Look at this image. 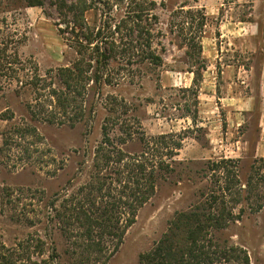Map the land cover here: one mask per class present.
Returning a JSON list of instances; mask_svg holds the SVG:
<instances>
[{"label": "rangeland", "instance_id": "374dc122", "mask_svg": "<svg viewBox=\"0 0 264 264\" xmlns=\"http://www.w3.org/2000/svg\"><path fill=\"white\" fill-rule=\"evenodd\" d=\"M42 1L41 7H29L27 0H0V244L17 250L23 257L19 261L40 264L49 260L55 248L61 264H73L71 240L55 219L51 203L59 195L54 209L58 208L62 199L91 182L95 149L102 143L108 116L107 99L112 96L128 104L129 111L121 118L135 123L133 129L139 126L148 139L171 135L167 141L172 149L181 143L173 158L174 172L159 182L154 198L139 210L107 262L140 264L141 256L168 231L177 213L190 211L218 189L222 172L214 162L238 161L239 178L245 183L256 153L264 156V126L258 144V109L244 114L237 130L230 123L219 126L216 140L223 145L213 156L206 125L197 114L202 79L190 90L181 85L182 71L194 67L200 76L207 65V39L213 40L223 62L246 68L264 62V0H144L158 18L154 48L162 66H134L129 68L133 76L118 86H104L99 96L90 94L85 100L87 118L74 126L70 118L61 116L51 91L63 90L57 70L69 66L75 52L60 34L65 24L55 0ZM93 4L86 14L91 27L109 19L114 25L125 15L119 0H94ZM246 27L247 36H240L239 29ZM228 30L233 33L222 37ZM257 87L253 81L248 89L256 94ZM95 102L97 111L92 115L89 108ZM186 115L191 116L189 125L181 120ZM127 124L115 123L110 138L124 152L139 153L144 145L137 136L120 145ZM233 213L236 218L228 223L224 237L244 248L251 264H264V208L251 210L242 201ZM39 241L43 247L35 250ZM27 246L28 253L23 250ZM114 247L115 242L109 243L110 251Z\"/></svg>", "mask_w": 264, "mask_h": 264}, {"label": "trees", "instance_id": "16d2710c", "mask_svg": "<svg viewBox=\"0 0 264 264\" xmlns=\"http://www.w3.org/2000/svg\"><path fill=\"white\" fill-rule=\"evenodd\" d=\"M27 2L29 7L43 5L42 0ZM93 2L74 0L68 4L66 0H55L65 24L63 28L59 25L60 34L75 52V59L57 70L63 90L52 89L51 97L61 116L70 118L73 126L86 120L85 100L90 94L99 96L104 86H118L121 80L132 77L129 68L148 64L157 69L163 64L154 48L158 23L154 8L150 9L144 0H119L125 15L118 23L111 25L109 19L100 27H91L86 14L94 9ZM199 77L196 72L195 82ZM106 106L108 116L102 143L95 149L91 182L80 187L77 194L62 199L58 208L54 209L61 200L59 195L51 203L55 219L71 240L73 264H107L136 222L139 210L154 198L159 182L174 172L173 158L181 150V143L173 149L169 146L171 135L148 139L139 126L133 129L135 123L121 118L129 111L124 100L111 96ZM89 110L96 114V102ZM115 123L127 124L120 145L137 136L144 145L141 152L126 153L111 140ZM237 163L224 158L213 163L222 172L218 189L190 211L177 213L168 231L141 256L140 264H251L248 252L227 240L224 231L235 220L233 210L242 201L251 210L264 208V157L255 158L245 183L240 181ZM114 242L115 250L110 251L109 243ZM28 246L23 249L27 253ZM42 247L39 241L35 250ZM22 258L17 250H7L0 244V264H20ZM27 261L22 264H31ZM40 264H61L56 249H52L49 260Z\"/></svg>", "mask_w": 264, "mask_h": 264}, {"label": "crops", "instance_id": "0c3cea01", "mask_svg": "<svg viewBox=\"0 0 264 264\" xmlns=\"http://www.w3.org/2000/svg\"><path fill=\"white\" fill-rule=\"evenodd\" d=\"M246 30L247 27L240 28V36L246 37ZM226 33H233V31L222 32V37L227 36ZM207 40L209 41L207 43L208 53L204 57L207 60V65L201 71L202 80L198 94L197 114L198 118L204 121V125L207 128L208 148L212 155L216 156L213 152L217 150V147L223 145V142L216 140L219 126L224 123H230V126L233 125L237 130L243 125L241 122H243L242 117L244 114L251 115L256 109L260 111L259 128L261 137L258 140V144L262 140L264 126V62L255 66L252 64L248 65V68L245 65H237L234 62H223L219 58V53L216 52L217 46L213 43V40ZM204 48L206 49V47ZM257 69L260 70L259 73L254 72ZM195 70L197 71L196 68L192 67L191 70L181 72V85L183 89L190 90L192 87H196ZM253 81L258 83L256 94L253 90L248 89L253 84ZM172 86L175 87L174 85ZM221 112L224 113L225 117H222ZM190 119L191 116L186 115L181 120L189 125ZM200 124L203 123L201 122ZM238 143L240 141L236 139L235 144L237 145ZM189 147L184 148V150L189 149ZM191 148H196V146H192ZM238 150L239 147H237L234 153ZM257 157L259 156L256 153ZM260 157L264 156L261 155Z\"/></svg>", "mask_w": 264, "mask_h": 264}]
</instances>
